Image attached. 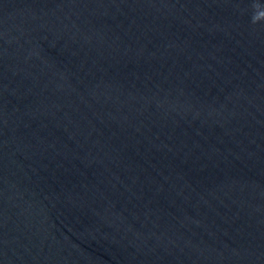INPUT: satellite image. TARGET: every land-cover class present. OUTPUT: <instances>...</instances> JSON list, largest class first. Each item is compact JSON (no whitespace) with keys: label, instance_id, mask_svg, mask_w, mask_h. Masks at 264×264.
<instances>
[{"label":"water","instance_id":"obj_1","mask_svg":"<svg viewBox=\"0 0 264 264\" xmlns=\"http://www.w3.org/2000/svg\"><path fill=\"white\" fill-rule=\"evenodd\" d=\"M0 264H264V0H0Z\"/></svg>","mask_w":264,"mask_h":264}]
</instances>
